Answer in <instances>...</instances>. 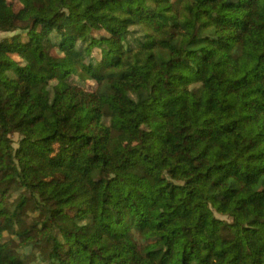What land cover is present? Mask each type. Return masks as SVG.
Masks as SVG:
<instances>
[{
    "label": "trees",
    "instance_id": "obj_1",
    "mask_svg": "<svg viewBox=\"0 0 264 264\" xmlns=\"http://www.w3.org/2000/svg\"><path fill=\"white\" fill-rule=\"evenodd\" d=\"M263 5L0 0V230L31 200L52 264H264Z\"/></svg>",
    "mask_w": 264,
    "mask_h": 264
},
{
    "label": "rangeland",
    "instance_id": "obj_2",
    "mask_svg": "<svg viewBox=\"0 0 264 264\" xmlns=\"http://www.w3.org/2000/svg\"><path fill=\"white\" fill-rule=\"evenodd\" d=\"M243 11L251 12L255 14H264V5L263 6H254L244 8ZM5 32H0V38L6 35ZM254 43V38L249 32H245L242 38V45L244 46H252ZM237 45H240L239 43ZM236 45V47H237ZM205 71H209L206 67ZM157 94L159 97L165 95V90L159 87ZM2 155V151L0 150V156ZM88 169L87 164H84L82 161L78 164V173L77 177L80 181L85 182L87 178L86 170ZM96 177V174L94 175ZM4 191L7 193L8 197L14 198L15 200H19L20 198V189L16 188L13 185L12 181H9L4 188ZM34 209L33 202L28 200L25 202L23 207V213L17 216L16 227L17 230L12 228H6L0 230V240H7L9 242V249L6 251L8 255L13 256L14 258L24 260L31 264H52L51 260L48 256L49 247L48 246H35L26 244L23 241L24 236L22 232L19 230L23 225L25 218L31 213Z\"/></svg>",
    "mask_w": 264,
    "mask_h": 264
}]
</instances>
